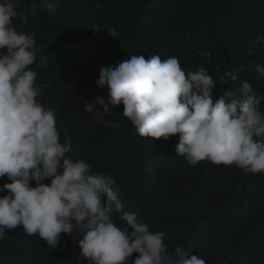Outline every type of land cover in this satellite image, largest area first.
I'll list each match as a JSON object with an SVG mask.
<instances>
[{
  "label": "trees",
  "instance_id": "16d2710c",
  "mask_svg": "<svg viewBox=\"0 0 264 264\" xmlns=\"http://www.w3.org/2000/svg\"><path fill=\"white\" fill-rule=\"evenodd\" d=\"M14 0L15 28L34 34L36 100L55 113L61 142L70 141L72 159H84L92 172L115 178L111 185L124 210L150 231H164L168 251L188 250L205 264H264V172L246 173L235 165L202 160L188 164L175 154L179 134L168 139L141 137L122 115L93 116L84 101L108 102V89L96 80L101 66L131 55L179 58L185 74L203 66L216 80L213 100L247 81L264 96V0ZM32 5L38 12L32 13ZM28 15L27 22L19 17ZM6 52V49L0 50ZM235 73L237 79L226 76ZM264 112V101L260 105ZM110 121L106 127L102 121ZM9 182L0 178V186ZM33 185L34 181H30ZM44 183H50L45 179ZM7 190L0 191V195ZM111 207L112 202L105 197ZM119 213L114 212L118 219ZM127 224V221H116ZM131 230V229H130ZM77 240L61 233L53 249L22 226L0 238V264H87L78 260ZM133 253L127 264H132Z\"/></svg>",
  "mask_w": 264,
  "mask_h": 264
},
{
  "label": "clouds",
  "instance_id": "9594fccd",
  "mask_svg": "<svg viewBox=\"0 0 264 264\" xmlns=\"http://www.w3.org/2000/svg\"><path fill=\"white\" fill-rule=\"evenodd\" d=\"M31 7L35 16L38 8ZM16 8L14 0H0V50L6 49L0 51V178L9 181L0 186L7 190L0 195V238L22 226L26 235L38 234L55 249L61 233L74 241L76 233L77 259L87 258V264H127L133 253L139 255L132 264H205L190 255L192 249L176 246L174 254L169 252L164 231H150L135 213L124 210L110 187L114 177L92 172L84 159L66 155L71 144L61 142L54 111L36 100L37 73L29 67L36 60L35 38L15 28ZM45 8L56 10L48 0ZM19 18L27 22L28 15ZM255 70L264 78V65ZM226 76L237 79L230 72L219 77L221 83H228ZM96 83L108 89L109 103L100 96L84 101V110L93 116L99 113L97 105H103L100 115L108 116L109 104L122 103V115L139 136L168 139L179 134L175 154L190 165L208 160L246 173L264 172V96L249 82L214 101L216 80L205 67L186 75L175 56L161 61L158 55L147 60L131 55L115 66H101Z\"/></svg>",
  "mask_w": 264,
  "mask_h": 264
}]
</instances>
